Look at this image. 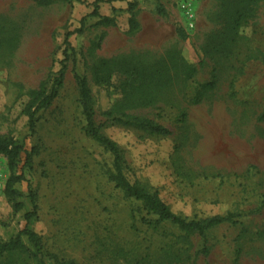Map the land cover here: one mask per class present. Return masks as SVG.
Masks as SVG:
<instances>
[{
	"label": "rangeland",
	"instance_id": "rangeland-1",
	"mask_svg": "<svg viewBox=\"0 0 264 264\" xmlns=\"http://www.w3.org/2000/svg\"><path fill=\"white\" fill-rule=\"evenodd\" d=\"M96 7L115 24L91 17ZM63 67V86L26 141L36 153L20 170L21 211L5 195L10 171L0 155V244L26 227L35 203L29 227L50 264H264V0H0L1 136H29V94L49 89ZM76 74L87 81L95 124L123 153L128 181L188 221H231L187 233L118 188L111 153L84 132ZM209 83L215 89L199 96ZM125 117L172 135L112 124ZM0 264L39 263L16 250Z\"/></svg>",
	"mask_w": 264,
	"mask_h": 264
},
{
	"label": "trees",
	"instance_id": "trees-1",
	"mask_svg": "<svg viewBox=\"0 0 264 264\" xmlns=\"http://www.w3.org/2000/svg\"><path fill=\"white\" fill-rule=\"evenodd\" d=\"M62 1L71 3L75 0ZM38 2L42 6H49L52 2H54V0H38ZM134 10L135 5H130L132 17L130 18L129 25L131 30H136V28H138ZM90 16L99 18V24L102 26H111L115 24L113 19L101 17L98 7L95 8L94 12ZM74 33H83V25L81 29H78ZM74 33H68L66 36L65 44L67 48H70L71 46L69 37ZM65 75L66 67H63L59 71L58 77L55 78L52 86L49 89L42 85L37 90L32 91L29 94L30 101L23 111V113L28 118V137L17 139L12 136L0 135V155H4L7 158L8 168L10 171V177L6 183L5 195L10 201L12 200V202H14V206L17 211H21L24 207L23 203L19 201L24 195L16 188V186L26 181L24 174L20 173V170L22 171L32 166L33 156L36 153L35 151L30 152L27 149L26 141L29 139V137H32L35 134L34 132H36V126L39 121V113L49 109L52 106L54 100L57 98L59 88L63 86ZM75 78L80 89V103L87 123L86 127L84 128V132L88 137H91L94 141L111 153L113 157L114 168V175L111 177V179L116 183L118 188L124 191V193L129 198L142 202L149 212H152L154 215L159 217L160 221L171 223L179 227L181 231H185L187 233H195L204 236L207 229L213 227L215 228V226L231 221L232 215L227 217L215 216V218L213 217L205 221H188L187 219L173 213L170 207L157 195L152 194L146 188H143L138 184H132L130 181H128V178L125 175L126 162L120 147L114 141H112V139H109L102 133L104 126H97L95 124L91 92L87 81L77 74L75 75ZM211 89H215V83H209L201 86L198 95L204 96V94ZM195 103L198 102L195 101ZM259 121L264 123V111L260 116ZM112 124L136 128L137 130H141L150 135L164 137L172 135L171 130L147 118H114L112 120ZM36 210L37 206L34 203V211L27 213L25 216L27 220L26 227L17 234L15 239H12L7 243L0 244V257L12 251L23 250L29 251L32 258L37 260L39 264H50L44 252V245L41 236L29 227V223L36 217ZM25 239L27 240L30 248L26 246L24 242ZM206 254H208V251H206ZM57 264L76 263L72 260H64L58 262Z\"/></svg>",
	"mask_w": 264,
	"mask_h": 264
},
{
	"label": "built area",
	"instance_id": "built-area-1",
	"mask_svg": "<svg viewBox=\"0 0 264 264\" xmlns=\"http://www.w3.org/2000/svg\"><path fill=\"white\" fill-rule=\"evenodd\" d=\"M180 10L183 12V15L187 22V28L194 30L196 26V17L193 11V6L190 1H183L180 7Z\"/></svg>",
	"mask_w": 264,
	"mask_h": 264
}]
</instances>
